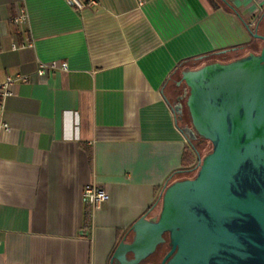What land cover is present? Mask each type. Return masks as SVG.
<instances>
[{
	"label": "crops",
	"instance_id": "obj_1",
	"mask_svg": "<svg viewBox=\"0 0 264 264\" xmlns=\"http://www.w3.org/2000/svg\"><path fill=\"white\" fill-rule=\"evenodd\" d=\"M95 1L0 0V85L28 78L0 98V264H109L191 173L181 74L256 54L246 26L264 37V0ZM38 61L68 71L38 77ZM91 185L109 196L92 215Z\"/></svg>",
	"mask_w": 264,
	"mask_h": 264
},
{
	"label": "water",
	"instance_id": "obj_2",
	"mask_svg": "<svg viewBox=\"0 0 264 264\" xmlns=\"http://www.w3.org/2000/svg\"><path fill=\"white\" fill-rule=\"evenodd\" d=\"M257 54L181 74L196 158L191 179L164 187L156 217L143 215L109 264H138L164 242L163 264H264V37ZM195 136L211 144L201 158ZM131 254L132 259L127 255Z\"/></svg>",
	"mask_w": 264,
	"mask_h": 264
},
{
	"label": "built area",
	"instance_id": "obj_3",
	"mask_svg": "<svg viewBox=\"0 0 264 264\" xmlns=\"http://www.w3.org/2000/svg\"><path fill=\"white\" fill-rule=\"evenodd\" d=\"M64 3L71 8L76 13H81L82 11L86 10L90 7H95L97 5L95 0H63ZM15 25H23L27 23V14L25 11H20V13L13 19L12 21ZM31 42L27 40L26 47H31ZM22 47H16L12 46L13 50L24 48ZM67 72L68 66L66 63H58L55 61L52 62H40L38 61L36 63V75L38 77H43L46 73L51 72ZM28 78L26 76H20L17 75L13 78H8L6 82L2 85H0V98H6L11 95L10 88L15 86L16 84L20 83H27ZM109 199L108 194L106 191L97 186V185H91L84 188L82 192V203L86 207H89L90 209V215L94 211H96L101 205L106 203Z\"/></svg>",
	"mask_w": 264,
	"mask_h": 264
},
{
	"label": "rangeland",
	"instance_id": "obj_4",
	"mask_svg": "<svg viewBox=\"0 0 264 264\" xmlns=\"http://www.w3.org/2000/svg\"><path fill=\"white\" fill-rule=\"evenodd\" d=\"M259 50L260 49L258 48L257 51H256V54L259 53ZM244 56H246V55H243L241 57H244ZM241 57H239V58H241ZM235 59H237V58H235ZM179 93H183V95H182L183 99L181 101V105L183 106V109H184L182 125L183 126L190 125L189 116H188V113H187V110H186V107H185V101H186L188 90H187V88L185 87L184 84H182ZM191 145L196 149V151L199 153V156L201 158H203L204 156L209 154L211 152V148H212L211 144L209 142L204 141L202 139H199V141H197V142L191 143ZM185 155H186V160L185 161L187 163V164H185V167L186 168L190 167L189 170H191V169L193 170L196 167L197 158H196L193 150L191 149V147L188 145V143H187V148H186V154ZM189 164H190V166H188ZM195 174H196V171L187 174L186 175V179L193 178L195 176Z\"/></svg>",
	"mask_w": 264,
	"mask_h": 264
},
{
	"label": "flooded vegetation",
	"instance_id": "obj_5",
	"mask_svg": "<svg viewBox=\"0 0 264 264\" xmlns=\"http://www.w3.org/2000/svg\"><path fill=\"white\" fill-rule=\"evenodd\" d=\"M262 45H261V48H262ZM261 48H260V50H261ZM182 99H183V97L181 96L179 98L177 106H176L177 118L179 119V121L181 123L182 130L187 129V128L190 129V125H185V126L182 125V120H183V115H184V109H183V106L181 105ZM187 138H188L190 143L197 142L200 139L197 136H195L194 140H190V137H187ZM162 238H163L164 242L161 243L160 245H158L152 252L149 253V256L147 258H145L144 260H142L138 264H163V261L166 258V256L168 255L170 249L168 247V236H167V234H164L162 236ZM127 258L132 259V255L128 254ZM164 264H166V262Z\"/></svg>",
	"mask_w": 264,
	"mask_h": 264
},
{
	"label": "trees",
	"instance_id": "obj_6",
	"mask_svg": "<svg viewBox=\"0 0 264 264\" xmlns=\"http://www.w3.org/2000/svg\"><path fill=\"white\" fill-rule=\"evenodd\" d=\"M209 1H210V3H214L213 0H209ZM195 150H196V149H195ZM185 179H186V178H185Z\"/></svg>",
	"mask_w": 264,
	"mask_h": 264
}]
</instances>
